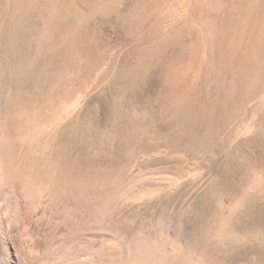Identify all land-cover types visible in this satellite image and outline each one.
<instances>
[{"label": "rangeland", "instance_id": "1", "mask_svg": "<svg viewBox=\"0 0 264 264\" xmlns=\"http://www.w3.org/2000/svg\"><path fill=\"white\" fill-rule=\"evenodd\" d=\"M231 1L181 0L174 12L171 0H0V127L12 129L14 107L66 104L53 148L120 177L129 197L114 229L163 226L205 264H264V70L240 77L221 49L196 53L207 4ZM223 197L233 208L220 239L207 231Z\"/></svg>", "mask_w": 264, "mask_h": 264}, {"label": "bare ground", "instance_id": "2", "mask_svg": "<svg viewBox=\"0 0 264 264\" xmlns=\"http://www.w3.org/2000/svg\"><path fill=\"white\" fill-rule=\"evenodd\" d=\"M171 1L174 12L184 6L181 0ZM206 10L205 38L196 53L204 47L221 49L223 61L236 64L240 77L250 66L263 72L264 0L208 3ZM178 69L174 76L183 77ZM67 112L66 104L49 113L14 107L9 117L12 129L0 127V264H205L199 252L167 227L129 236L111 226L112 209L119 199L129 197L128 191L120 177L82 171L76 163L70 166L60 159L52 139ZM17 141L23 150L20 158L13 150ZM230 198H221L208 236L226 232L220 220L233 205Z\"/></svg>", "mask_w": 264, "mask_h": 264}, {"label": "water", "instance_id": "3", "mask_svg": "<svg viewBox=\"0 0 264 264\" xmlns=\"http://www.w3.org/2000/svg\"><path fill=\"white\" fill-rule=\"evenodd\" d=\"M182 51H183V47L182 46H179V45H176L175 48H174V50H173L172 57H175V56L179 55L180 53H182ZM169 59H170L169 57L168 58H165V60H169ZM95 105L98 106V103L95 104ZM128 105L129 106H132L133 103L130 101L128 103Z\"/></svg>", "mask_w": 264, "mask_h": 264}]
</instances>
